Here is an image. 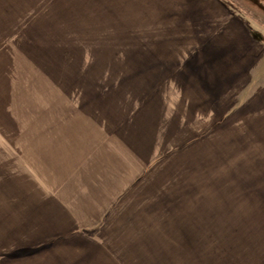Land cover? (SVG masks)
<instances>
[{
    "label": "rangeland",
    "instance_id": "374dc122",
    "mask_svg": "<svg viewBox=\"0 0 264 264\" xmlns=\"http://www.w3.org/2000/svg\"><path fill=\"white\" fill-rule=\"evenodd\" d=\"M12 2L0 264H264L263 6Z\"/></svg>",
    "mask_w": 264,
    "mask_h": 264
},
{
    "label": "crops",
    "instance_id": "0c3cea01",
    "mask_svg": "<svg viewBox=\"0 0 264 264\" xmlns=\"http://www.w3.org/2000/svg\"><path fill=\"white\" fill-rule=\"evenodd\" d=\"M11 3L17 2H12V0H0V20H10V17H8L7 13L10 11Z\"/></svg>",
    "mask_w": 264,
    "mask_h": 264
},
{
    "label": "flooded vegetation",
    "instance_id": "af4514ba",
    "mask_svg": "<svg viewBox=\"0 0 264 264\" xmlns=\"http://www.w3.org/2000/svg\"><path fill=\"white\" fill-rule=\"evenodd\" d=\"M254 1H256L259 4H261L263 6V8H264V0H254Z\"/></svg>",
    "mask_w": 264,
    "mask_h": 264
}]
</instances>
